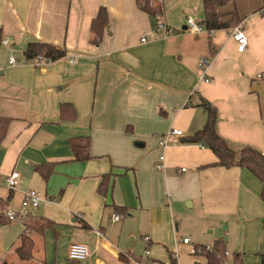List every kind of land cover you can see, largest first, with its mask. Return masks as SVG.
<instances>
[{
  "label": "crops",
  "instance_id": "0c3cea01",
  "mask_svg": "<svg viewBox=\"0 0 264 264\" xmlns=\"http://www.w3.org/2000/svg\"><path fill=\"white\" fill-rule=\"evenodd\" d=\"M140 1L0 0V116L11 119L0 177L14 170L22 176L18 189L0 199L9 198L6 211H14L16 192L22 202L35 190L44 216H29L55 223L31 235L29 261L15 253L23 221L0 225V264H81L68 257L74 243L88 247V264H179L175 250L191 245L183 243L189 225L200 233L214 227L208 241L224 238L230 261L237 253L243 264H262V183L245 168L217 165L210 149L183 139L205 126L204 98L218 109L222 138L264 154V4L254 0L241 14L248 45L239 52L231 30L185 32L182 19L203 20L202 0H144L160 3V19ZM101 9L108 23L95 44L92 23ZM159 22L168 34L156 30ZM32 43L66 56L29 59ZM63 105L74 109L73 120L62 118ZM172 129L183 136L161 147ZM81 137L90 139L85 162L74 160L70 146ZM40 165H52L47 181ZM106 174L110 185L101 195Z\"/></svg>",
  "mask_w": 264,
  "mask_h": 264
},
{
  "label": "trees",
  "instance_id": "16d2710c",
  "mask_svg": "<svg viewBox=\"0 0 264 264\" xmlns=\"http://www.w3.org/2000/svg\"><path fill=\"white\" fill-rule=\"evenodd\" d=\"M241 0H202L203 20L201 23L206 27L207 32L212 33L219 30H231L241 24L244 17L241 16L238 3ZM264 4V0H262ZM140 7L150 15L160 19L163 14L162 7L159 4L152 5L148 1L141 0ZM264 8V5L261 9ZM107 14L101 9L98 17L92 23V31L96 37L95 44L99 43L102 32L107 26ZM1 33V30H0ZM25 55L29 59H35L38 56L43 57L45 61L54 62L66 56L64 49L55 47L45 43L29 44ZM199 106L203 108L207 115V121L203 129L195 132L193 135L183 139L184 143L200 144L210 149L217 157V165L224 168L241 167L250 171L262 183L261 200L264 204V154L260 151L248 147L232 144L222 138L217 130L218 109L217 107L202 98ZM61 116L64 119L73 120L75 111L70 105H63L61 108ZM11 119L0 116V148L6 137ZM74 160L85 162L90 159V139L88 137L73 138L70 140ZM36 170L43 176L44 180H48L52 173V165H40ZM111 174L102 176V180L98 187V193L106 195L110 185ZM9 198L7 200L0 199V225L10 222L5 217V212ZM121 212L123 209H116ZM24 228L19 237V243L15 248V253L22 261L32 260L34 257V240L31 237L33 233L44 234L47 230L54 228L55 223L45 218H32L27 216L23 219ZM195 254H199L206 259V264H224L230 260L227 253V243L224 238L215 241L212 247L199 245L194 250ZM232 264H243L240 255L234 253L231 257ZM6 264V263H3ZM172 264H176L172 258ZM262 264H264V255L262 256Z\"/></svg>",
  "mask_w": 264,
  "mask_h": 264
},
{
  "label": "built area",
  "instance_id": "2783aa9c",
  "mask_svg": "<svg viewBox=\"0 0 264 264\" xmlns=\"http://www.w3.org/2000/svg\"><path fill=\"white\" fill-rule=\"evenodd\" d=\"M259 13L260 15H264V8L261 9ZM181 25L182 27H184L185 32L192 33V34H201L207 31L206 27L201 22L194 19L193 17H186L182 19ZM160 29L164 30L166 34L169 33V28L162 22H159L156 26V30H160ZM230 34L233 40L237 43L238 51L243 52L248 45V40H247L246 33L243 29L242 24H239L238 26L231 29ZM142 41L144 42L145 39H143ZM8 42L9 41H2V44L6 45L8 44ZM35 60L38 62L45 61L43 57L41 56L36 57ZM1 62L2 60H1V55H0V65H1ZM17 62L18 60L15 56H11L8 61L10 65H15ZM207 64H208V61L206 59L201 60L202 66H205ZM202 80H204L205 82H209V80L205 78V76L202 77ZM172 136L176 138L182 137L183 132L178 129H172L170 132H168L166 136L162 137V139L160 140V146L167 147L169 142H171L170 138ZM164 160H165V157L161 156L159 159V163L155 166L157 170L163 169L162 164ZM185 170L186 169H182V171H185ZM21 178H22L21 174L18 171L14 170L9 175L6 176L3 183L5 184L7 188H9L10 191H15L19 187ZM40 202H41V197L37 191L35 190L26 191L23 193V198L21 202V211L14 212V211L7 210L5 212V217L9 221H18V220L24 219L25 217L30 215V211L32 209H36L39 206ZM120 219H121V216L117 214L114 215V219H113L114 221H119ZM183 243L189 244L190 239L185 238L183 240ZM68 257L71 261L79 262L81 264H88V261L90 258V252L87 246L83 244L74 243L69 248ZM146 264H149V263H146ZM224 264H230L229 260L225 261Z\"/></svg>",
  "mask_w": 264,
  "mask_h": 264
},
{
  "label": "rangeland",
  "instance_id": "374dc122",
  "mask_svg": "<svg viewBox=\"0 0 264 264\" xmlns=\"http://www.w3.org/2000/svg\"><path fill=\"white\" fill-rule=\"evenodd\" d=\"M255 3L256 2H254V0H241L238 3L240 14H243L244 11H246V9L253 7ZM5 178L0 177V194L1 195H5L7 193V191L9 190V188H7L5 186V184L3 183ZM20 202H21V197H20L19 193L16 192L15 197L11 200V203H10L11 209L14 211L18 210L20 208ZM42 206L43 205L40 204L39 209H37L35 211L32 210L30 212V215L43 217L44 212L42 210ZM186 210L189 211V209H186ZM219 220H221V219H219ZM22 221H23V219L18 220V223H15V224L16 225L18 224V226L20 225L19 227H21ZM219 223H220V221H219ZM194 227H196V226H194ZM194 227H191L190 225L186 227L185 236H187V238L190 239L191 245L189 247H185L184 245L181 244L175 250V256H176L177 260L179 261V264H206L205 257H203L199 254H193V252H194V248L196 246H199V245L211 246L209 244H214V243H209V241H208V239L212 238V234L210 233V231L214 230V227H210V229L202 230L201 233L196 231L194 229ZM217 230L218 229H215V231H216L215 233H217ZM229 241H230V239H229ZM230 245H231V243L229 244V248L231 249ZM140 254H144V251L142 250V252ZM230 254H232V253L229 250L228 251L229 258H230ZM229 263L232 264L230 260H229Z\"/></svg>",
  "mask_w": 264,
  "mask_h": 264
}]
</instances>
